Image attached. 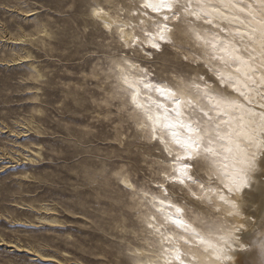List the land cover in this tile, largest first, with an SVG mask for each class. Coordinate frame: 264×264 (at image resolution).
<instances>
[{
	"label": "rangeland",
	"instance_id": "1",
	"mask_svg": "<svg viewBox=\"0 0 264 264\" xmlns=\"http://www.w3.org/2000/svg\"><path fill=\"white\" fill-rule=\"evenodd\" d=\"M96 3L103 0H0V238L64 249L67 264H134L129 250L144 246V228L116 171L128 172L137 186H151L161 175L155 163L161 152L127 117L128 107L103 90L112 81L104 72L123 51L91 19ZM38 22L54 34L50 42L8 40L32 33ZM20 47L32 59L13 62L24 52ZM31 61L43 81L33 79ZM181 63L166 47L149 65L166 78L180 73ZM102 98L111 111L106 116L97 115ZM45 205L55 208L62 226L41 222ZM0 264L56 263L0 245Z\"/></svg>",
	"mask_w": 264,
	"mask_h": 264
},
{
	"label": "snow or ice",
	"instance_id": "2",
	"mask_svg": "<svg viewBox=\"0 0 264 264\" xmlns=\"http://www.w3.org/2000/svg\"><path fill=\"white\" fill-rule=\"evenodd\" d=\"M228 6L238 9L231 19L206 0H140L138 6L134 0L130 8L122 5V11H117L118 18L122 12H128L132 22H105L110 31L113 27L119 29L118 51L122 50L123 55L114 70H119L132 106L146 121L139 126H150L153 147L161 152L165 165L160 169L162 178L142 193L144 202L155 209L147 227L161 237L162 246L173 242L174 236H165V232L174 227L185 234L181 237L185 244L195 240L197 245L212 247L195 223L184 218V208L174 202L184 198L176 195L177 186L181 193L191 195L192 200L187 203L193 204L194 209L198 206L195 202L207 201L211 205L215 198L232 209L230 215H239L233 196L250 187L257 158L264 154V92H258L257 112L250 106L254 103L251 96L243 90L255 91L248 84L256 83L251 79L255 69L249 62L255 57L251 53L247 58L244 55L249 44L259 45L260 67H264V0H249L246 5L242 0H228ZM240 13L260 27L246 24ZM106 15L102 7L92 10L97 19ZM214 15L216 20H227L228 27L216 23ZM235 23L245 27L230 31ZM129 28L130 35L125 31ZM220 33H226V37L222 38ZM168 45L184 52L196 49L191 59L183 56V63L178 65V80L161 77L134 62L138 52L152 56L149 49L160 52ZM260 83L264 87V74ZM142 96L146 99L141 100ZM252 148L255 152L250 151ZM125 187L136 191L127 182ZM216 210L219 212V208ZM201 223L210 230H219L215 225ZM221 251L224 250H218V259ZM173 260L185 264L179 248L165 264H173Z\"/></svg>",
	"mask_w": 264,
	"mask_h": 264
},
{
	"label": "bare ground",
	"instance_id": "3",
	"mask_svg": "<svg viewBox=\"0 0 264 264\" xmlns=\"http://www.w3.org/2000/svg\"><path fill=\"white\" fill-rule=\"evenodd\" d=\"M137 1L138 6L140 0ZM206 2L217 6L219 11L223 13L224 17H228L229 19H231L233 14L238 12L237 8L228 6V0H206ZM242 2L246 5L249 0H242ZM122 5L124 8H130L131 6L126 5V3H121L118 0H103V3H96L94 6H91L90 9L91 19L98 23L103 33L109 34L112 38H114L120 47L121 44L119 40V29L113 27V29L110 31L105 27V22L111 23L113 20H117V22L121 24L132 22V18L128 12H122V15L119 18L117 17V11H122ZM94 7H102L104 11L108 13V15L101 16L99 19L93 17L92 10ZM206 10L211 11V9ZM30 11L31 10L25 11V14L29 13ZM25 16L27 17L29 14ZM239 16L240 19L244 20L246 24L250 23L251 26L257 28L260 27V25H257L255 21L251 20L250 17H246L245 13H240ZM214 21L216 23H220L221 26L225 28L228 27V21L224 20L223 18L216 20L214 15ZM244 27L245 25L235 23L233 28L229 30L232 31L235 28L243 29ZM125 31L129 35L131 34L130 28L126 29ZM34 35H36L35 38ZM53 35L54 34H52L51 30L47 28L46 24L43 22H38L35 25L34 31L32 33H23L17 36L13 35L10 36L8 40L14 41L15 43L18 42V44L22 42L27 43L40 40L41 44L45 45L46 38L48 42H50V39L55 37ZM220 36L224 38L226 37V33H220ZM227 38L231 39V37ZM238 39L239 38L237 37V41ZM166 47H171V49H173L174 57L182 63L184 55H188L191 59L192 55L196 52V49H193L191 52H184L171 45ZM241 47L243 48L242 45ZM253 47L256 48V51L254 52L252 51ZM20 50H24V52L15 54L12 57L13 62L17 60H26L32 57L31 52L25 47H20ZM149 51L153 53L152 56H146L143 52H138L137 59L134 62L140 64L141 67L149 68V70L152 71L151 65H149V63H151L152 59H154L155 53H161L163 50L156 52L154 49H149ZM248 53H251V55L255 57L254 60H250L249 62L255 69L251 79L255 80L256 83L252 84L251 81H248L249 87L251 89H255V91L249 92V88H244L243 90L249 93L252 100L254 101V103L250 106L253 107L255 111L259 112L260 96L258 95V92H264V87H261L260 83L261 75L264 74V67H260L261 57L259 54V45L249 44L248 52L244 53L246 58L248 57ZM120 57H113L111 59L110 72H104L105 79H109L110 77L112 79L111 83L109 84V88L103 87V85H105L104 82H101L97 87H103V90L107 91L108 97L110 99L121 100L120 107H128L129 113L127 117L133 121L136 129L141 130L147 140L153 143L151 140L150 126L147 129L141 128L139 126L140 123H146V121L140 114L139 110L132 106L131 95L129 92L125 91L126 85H124L122 82V77L119 70H114V66L120 63ZM27 65H29L30 73L33 75V79L35 81H43L42 78L45 76V74L37 67V65H35L33 61L29 62ZM210 75L212 74L210 73ZM131 78L132 77H129V79ZM179 78L180 73H169L168 76H166V79L169 80H178ZM240 79L243 80V76H241ZM144 99H146V97L142 96L141 100ZM241 100L242 102L246 103L243 101V98H241ZM93 101L95 102L96 100L94 99ZM103 105L107 106V98H102L96 102L95 106L99 109V111H97V115L102 113L104 116H106L111 112L109 109L103 107ZM236 115L238 116L239 114L237 113ZM121 135L122 134L117 135V140L120 141ZM250 151L255 152V148L250 149ZM27 159L28 161L32 160L31 157ZM155 163L158 165L159 174H161L160 169L164 168L165 165L158 158L155 160ZM170 170L171 169L169 168V171ZM116 175H118V180L120 181L119 185L128 190V194L131 199L130 201H132L131 207L137 211L136 215L142 222L144 228L142 230L141 237L139 238L142 242H144V246L140 248L133 247L131 250H129L131 257H134V264H165V261L168 258L174 256L175 250L177 248H179L185 264H264V154L259 155L257 158V170L253 173V179L250 187L245 189L242 194L237 192L233 196V199L237 203V206L240 210L239 215H230L229 213L232 212V209L228 205L220 204L215 198H213V203L211 205L208 204L207 201L195 202L198 206L194 209L193 204L187 203V201L192 200V197L186 191L184 192V198L187 199V201L185 200L183 203L174 201L177 202L179 206L184 208V218L189 222L195 223L200 235L204 236L205 239L211 243L212 247L197 245L195 240H190V243L185 244L183 239H181V237L185 234L176 230L174 227L171 231L165 232V236H174L173 242L171 244H164L162 246L161 237L152 229L147 227V224L150 222L149 217L153 215L155 209L151 208L150 203L146 204L144 202L145 198L142 194L144 191L149 190L156 183V180H153V184L151 186H137L131 180L128 172L116 171ZM159 178H162L161 175H159ZM126 182L134 185L136 191L133 192L131 188L125 187ZM176 190L181 191L179 186H177ZM155 194L162 195V193ZM217 208H219V212H217ZM42 209L48 215L41 216V222H44L52 227H60L65 223L63 220L53 215L55 208L46 207L45 205L42 207ZM172 212H174V209H172ZM151 222L155 223V221ZM201 222H206V225L208 226L215 225L219 230H210L209 227L205 226V224H202ZM236 237H239L238 241L236 240ZM0 245H5L6 247L13 248L19 252H26L27 254L33 255L43 261H51L56 264H67L71 260L64 249L59 250L58 252H52L51 250L41 249L33 245L22 244L20 242L11 240H5L4 238H0ZM166 248L169 249V251L166 252ZM220 249H223L224 251L219 252L220 258L218 259L217 255L218 250ZM225 256H230L232 259L227 260L225 259ZM173 264H176L174 260Z\"/></svg>",
	"mask_w": 264,
	"mask_h": 264
}]
</instances>
